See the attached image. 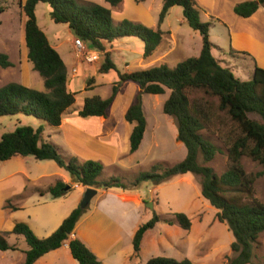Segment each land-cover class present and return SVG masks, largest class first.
<instances>
[{"label": "trees", "instance_id": "1", "mask_svg": "<svg viewBox=\"0 0 264 264\" xmlns=\"http://www.w3.org/2000/svg\"><path fill=\"white\" fill-rule=\"evenodd\" d=\"M108 7L92 2L76 0H25L22 10L25 14L24 41L27 61L31 68L42 77L44 90H37L20 82L10 81L0 87V117L18 113L42 119L57 128L62 114L74 103V93L67 88V68L59 52L50 44L44 31L38 26L35 8L37 3H46L50 19L55 23L66 24L73 35L86 46L103 53L97 71H116L117 79L111 84L109 96L91 95L83 98L77 116L81 118H106L109 107L125 82L138 85L139 92L126 108L124 119L131 124L128 137V151L135 152L143 139L146 119L142 105L143 94H163L169 90L162 105L163 113L172 116L177 125L176 144L186 148L185 156L171 166L154 164L150 171L140 172L130 183L136 188L145 182L159 184L172 177L185 173L200 176V193L216 209V218L225 223L234 240L230 243L232 256L226 264H252L253 250L258 246V237L264 232V204L253 197L255 175L247 174L241 164V157L247 155L262 166L264 174V68L254 65L250 79L242 80L228 67L220 65L212 53L209 40L210 22L201 21L194 0H162L158 15V27L150 28L141 23L123 19L114 23L111 8L123 0H104ZM264 6V0H246L234 5L233 11L241 17L252 15L257 8ZM173 6L182 8L187 25L197 31L202 39L197 56L188 57L170 68L166 64L130 72H120L105 51V44L116 39L133 37L143 44L142 56L149 57L161 42L163 31L159 28L168 11ZM0 10L3 7L0 6ZM242 54L244 52H241ZM245 55V54H244ZM5 53L0 52V67L12 66ZM93 78L87 80V88ZM200 90L207 96L217 97L218 109L224 111L236 124L237 131L226 147L227 167L217 174L206 162L211 161L219 148L202 130L209 123L208 105L201 98H190L189 91ZM249 113L257 114L261 122L250 118ZM43 126H16L12 131L0 136V161L15 155H32L38 160H53L64 168L74 183L85 187L104 189L111 187L128 188L117 176L101 178L103 164L97 160L78 162L75 157H65L59 147L50 140L43 139ZM201 157L203 164L198 162ZM101 178V179H100ZM67 184L56 180L45 190L51 197L65 195ZM15 209L14 206L6 204ZM85 211L75 207L48 236L37 237L28 224L16 222L9 231H0V250H15L16 246L7 241L9 234L23 236L27 249L20 264H33L45 253L59 248L67 242L72 258L78 264H99V260L78 238H70L75 224ZM176 224L182 229L191 227V220L183 212L171 213L162 217L153 213L143 222L133 236V250L139 251L140 241L145 231L157 222ZM145 264H194L188 258L176 259L167 256H152Z\"/></svg>", "mask_w": 264, "mask_h": 264}, {"label": "rangeland", "instance_id": "2", "mask_svg": "<svg viewBox=\"0 0 264 264\" xmlns=\"http://www.w3.org/2000/svg\"><path fill=\"white\" fill-rule=\"evenodd\" d=\"M76 1L98 3L97 0ZM19 2L20 0H0V6L3 7V10H0V52H7L9 54L8 59L11 60L13 64L7 68L0 67V85L10 81H18L20 78L19 61L22 56L19 51L23 42L21 22L19 15L16 13V6ZM142 2H144L145 5L150 4L153 9L160 0H142ZM100 4L108 7V3L104 0H100ZM13 7H15V9ZM174 8V10H178L181 13V8L179 6H175ZM35 13L38 26L47 35L49 41L61 45V48L58 45L56 50L60 53L67 67L69 89L74 93L75 100L72 105V110L81 107L85 96L93 94L104 98L109 96L111 84L117 79V74L114 70L107 73H99L97 71L100 62H102L103 53L99 52L96 59L88 60L86 58V51L89 52V48L82 41L86 47L85 51L82 54H76L74 47L72 51L69 49L71 42L73 45L76 37L66 24L55 23L50 19L49 7L47 4L42 2L37 3ZM174 14L175 13H172L169 17L168 20L170 22H168V25H170L175 32L183 35L195 32L186 23L179 24ZM207 22H210L208 35L209 40L213 44L211 50L218 59L220 65L228 67L235 76L242 80L250 79L254 68L251 59L242 54L237 56V54H233L232 51H229L227 48V29L215 23L213 19ZM196 34L198 35H195L196 38H199L200 35L197 32ZM187 39L188 37H186L185 43L180 49V57L182 59L198 55V47H200V44L197 43L195 47H193L194 45L189 46L186 44ZM199 39L202 44L201 38ZM126 40L127 39L124 38L116 39L111 42L110 46H105L106 49L108 47L112 48L111 59L116 63L117 70L120 72L141 70L150 68V64H156L158 62L154 61L155 58H151L152 60L150 62L149 59H144L142 51L141 54H139L138 48L136 47L137 45L129 43V41ZM174 56L175 55H171L169 58ZM138 59L141 60V65L138 63ZM27 63L31 66V63ZM125 63H127V66H125ZM73 68H76V73H74L76 77L74 78L71 77ZM29 75L31 78V87L37 90H44L43 80L39 73L31 68ZM90 78H93V80L89 84L90 88L86 89L87 80ZM70 81L71 83H69ZM130 83L139 88L135 83ZM119 90L120 92L123 91L122 95L129 94L131 91L127 87L123 89L122 86ZM136 90V93H138L139 89ZM189 92L190 98H201L202 101H205L208 105L210 121L206 129L202 130V133L205 137L214 142L219 150L214 158L205 164L211 166L217 174H220L225 170L228 164L226 147L229 143L228 140L232 139L233 135L236 134V124L229 119L224 111L218 109L217 97L207 96L200 90ZM168 94L169 90L165 89L163 94L142 95V105L146 119L145 133L140 147L133 157L134 159L131 162L130 169L123 170V173H118L117 175L128 188H131L130 183L138 173L150 171L151 167L157 163L162 167L171 166L180 161L186 154L185 146L175 143L177 125L174 118L162 111L163 102L168 97ZM121 105L122 103L119 102L118 106L121 107ZM115 113H117V111ZM248 116L261 122V118L257 114L249 113ZM20 125H29L33 128L42 125L43 138L46 140H50L47 136L48 131L52 132L56 130L55 127L48 125L42 119L18 113L16 115L0 117V136L5 132L12 131L16 126ZM59 149L65 157H69L62 148L59 147ZM50 162L54 164L55 168H58L54 161L38 160L32 155L13 157L8 160L0 161V194L7 195V193H9L5 205L7 203L15 207L23 205V207L16 208L14 211L13 217L15 220L23 219L19 221L25 222L26 224L30 221L29 223L31 225H39L41 227L46 226L49 222L51 223V219L45 216V214L51 213L48 204L56 201L50 199L48 195H46L48 201L43 203V199L41 198H46V196H42L40 191H38L39 188H37L40 182L45 183L54 180L55 176L48 177L47 173H45L49 171V168H44V166H49L48 164H50ZM198 162L203 164L200 155L198 157ZM241 164L247 174L256 176L253 183V197L264 204V174L256 175L258 172L262 171V166L247 155L241 157ZM21 169L26 172L28 177L27 180H24L18 172ZM111 171L112 168L106 166L104 170L102 169L101 178L106 179L110 177L107 176V173ZM42 172L43 175L35 180ZM21 178L23 179V187L20 190L19 185H21ZM178 178L179 177H174L159 184H152L150 182L142 184L139 191L143 198L147 200L146 202L152 203V207L149 205L146 206L144 201L141 207H135L132 202L121 201L117 197H114L112 201L115 202V204H113L115 209L109 210V213L122 221L126 228L128 224L134 220L139 221V223L146 222L152 217L153 213L162 217H168L171 213L183 212L191 220V227L185 230L176 224H168V229H155L158 237L161 236V239L167 240L169 245L165 242L161 244L158 243L156 246L148 248L147 253H141V257L167 256L170 254L176 259H179L180 255H182V257L184 256L192 260L194 264H226L227 258L232 256L230 250V243L234 240L232 232L228 230L225 223L217 220L215 216L216 209L201 195L199 187L200 176L188 173L186 174L187 179L181 178V180H178ZM85 189L77 188L74 185L71 186V189L67 192L69 199L77 202L78 206ZM97 189V196L87 205L88 207L86 206V209L91 207L92 202L102 197L111 198L109 194L114 196L111 193H108L106 196L104 193L105 190L102 187ZM117 192L120 193L121 191ZM102 202L104 201L102 200ZM5 207L9 208L7 206ZM1 209L4 210L3 212L0 210V212H2L0 213L1 219L7 220V215L10 210L6 212L5 209ZM122 211L126 212V215L122 216ZM28 218H30V220H27ZM156 224H159L158 226L164 225L162 221ZM166 232H170L168 237H165ZM7 240L9 243L14 244L16 249L8 251L0 250V264H20L24 260V251L27 249L23 236L11 234ZM51 263L56 264L55 261ZM252 264H264V232L259 235L258 246L253 250Z\"/></svg>", "mask_w": 264, "mask_h": 264}, {"label": "crops", "instance_id": "3", "mask_svg": "<svg viewBox=\"0 0 264 264\" xmlns=\"http://www.w3.org/2000/svg\"><path fill=\"white\" fill-rule=\"evenodd\" d=\"M24 1L25 0H20V2L16 6V13L19 15L21 22L20 24L22 28L23 45L21 46L19 51L22 56L21 60L19 61L20 78L18 81L15 82H20L26 86L31 87V78L29 75L31 66H29L27 63V49L24 41L25 14L22 10V5ZM194 1L196 3V7L199 12V18L201 21L206 22L208 20L213 19L215 20V23H217L218 25H222L224 29H227V48L229 51H232L233 54H237V56H239V54H242L241 52H244L242 55L245 54V57L251 59V61L253 62V66L256 64L257 66L264 68V6L260 5L257 10L248 17H241L234 13L233 7L235 4L246 0ZM97 2L98 4H100V0H97ZM174 7L175 6L169 9L168 14L165 16V18L159 25L161 31L164 32L161 42L149 57L144 58L149 59V62L155 58L154 61H158L156 63L157 65L166 64L170 68L174 67L178 62L183 60L180 57V49L183 47L186 37H188L186 41L187 45H194L193 47H195L197 43L200 44V47L202 45L199 39L201 38V36L199 38H196L195 36L197 35V31L191 32L188 35H183L178 32H175L170 27V25H168V22H170L168 19L172 15V13H175L174 17L176 18L179 24L186 23L183 18L182 8L180 7V13V11L174 10ZM13 8L15 9V7ZM161 8L162 0H160V2H158L153 9L151 8L150 4L145 5L142 0H123L119 5L111 8V15L114 23H119L123 19H127L132 22L141 23L150 28L156 29L158 27L157 21ZM124 39H127L126 41H129V43L137 45L136 47L138 48V52L139 54H141V51H143V44L141 41L133 37H127ZM50 44L55 49H57V46L59 45V43L56 42H50ZM110 44L111 43H107L105 44V46H110ZM59 46L61 48V45ZM200 47H198V54L201 49ZM69 49H71V51L73 49L72 42ZM111 49L112 48L110 47H108L107 49L105 48V51L109 52L110 58L112 54ZM95 52L98 54L97 51ZM2 53H5L7 56L9 55L5 51H3ZM171 55H175L174 57H171L173 59L169 58ZM138 63L140 65L142 64L140 59H138ZM156 64H150L149 66H157ZM125 66H127V63H125ZM71 77H76V74L73 73ZM69 83H71V81ZM4 84L0 85V87ZM125 87L131 90L130 93L122 95L123 91L120 92L119 90V93L117 94L111 106L109 107V111L106 118H100L95 116L88 118L78 117V109L72 110V104L62 114L61 123L56 128V130L52 132L48 131L47 136L50 141H52L58 147L62 148L67 154V156L75 157L78 162H83L85 160L91 159L100 161L103 164V170L106 166L111 167L112 171L108 172L107 176H117L118 173H123V170L130 169L131 162L134 159L133 157L139 148L133 153H129L128 151V137L131 131V124H129L124 119V113L126 111V108L133 102V99L137 94L136 89L139 88H137L134 84H131L130 82L123 83L122 88L124 89ZM67 88L69 89L68 79ZM119 102L122 103L121 107L118 106ZM114 111H117V113H115ZM13 157L25 156L15 155ZM48 165L49 166H44V168H49V171L45 173H47L48 177L55 176V178L53 181L45 183L40 182L39 186H37L39 190H45L49 185L54 184V182L58 179L64 182L65 184L69 185L70 189L73 185L81 189L87 188L80 184L74 183L71 176L64 168L59 167L57 164L56 165L58 166V168H55L54 164H52L51 162ZM18 172L21 174V177H23L24 180L28 179L27 174L24 170L21 169ZM186 174L188 173L175 177H179L178 180H181V178H186ZM42 175L43 172L40 173L35 180H37ZM23 179L21 178V185H19L20 190L23 187ZM141 186L142 184L136 188L119 189L120 187H111L104 189V193L106 196L108 195V193H111L114 196L109 194L111 198L102 197L96 200L95 202H92L91 207L87 209L85 208V211L75 224L73 233L71 234L70 238H78L81 242H83V244L91 252H93L96 258L99 260V264H145V262L150 257L142 258L141 253H147L148 248L156 246L158 243L161 244L162 242H165L167 243V245H169V242L167 240L161 239V236L158 237V234H156L157 229H168V224L162 222V224L164 225L158 226L159 224H161L159 223L156 224L153 228L145 231L140 241L139 251L135 254L133 250L132 240L135 231L142 223H139V221L134 220L130 222V224H128V226L125 228L122 221L115 218L111 213H109V210L115 209V206L113 205L115 204V202L112 201V198L114 197H117L121 201L132 202L135 207H141L143 201H147L143 198L142 194L139 191ZM117 191L121 192L119 193ZM97 193L98 189L96 188V194L91 198L90 202L95 199ZM8 194L9 193H7V195L0 194V210L2 212L4 210H2L1 208L5 209L6 212H8L7 210H10L7 215V220H3L0 217V231H9L12 229L13 225L16 222H18L19 220H23H15L13 217L16 208H21L23 207V205L20 207L14 206L15 209L11 207H5V202L8 197ZM41 195H48L50 199H54V201L56 202L48 204L51 213L45 214V216L51 219V223L49 222V224H47L46 226L41 227L39 225H31L29 223L30 221L27 222L34 234L39 238H43L44 236L50 235L60 225L62 220L75 207H77V202L69 199L68 193L56 198L51 197V195L47 192H43L41 193ZM41 199H43V203H46L48 201L47 196L46 198ZM102 200L104 202H102ZM121 215H126V212L122 211ZM27 220H30V218H28ZM10 235L11 234H9L7 238ZM169 235L170 232L165 233V237H168ZM167 256L172 257V255L170 254H168ZM183 258L186 257H182V255H180L179 260ZM52 260L55 261L56 264H78L72 258L67 242L63 243L59 248L45 253L44 255L39 257L33 264H52Z\"/></svg>", "mask_w": 264, "mask_h": 264}, {"label": "built area", "instance_id": "4", "mask_svg": "<svg viewBox=\"0 0 264 264\" xmlns=\"http://www.w3.org/2000/svg\"><path fill=\"white\" fill-rule=\"evenodd\" d=\"M73 47H74V51L76 52V54L84 53L85 48H86L85 45L83 44V42L80 39H78V38H76L74 40ZM88 50H89V52L86 51V58L88 60H94V59H96V57H98V54L95 53V50H90V49H88ZM72 72L75 73L76 72V68H73Z\"/></svg>", "mask_w": 264, "mask_h": 264}, {"label": "water", "instance_id": "5", "mask_svg": "<svg viewBox=\"0 0 264 264\" xmlns=\"http://www.w3.org/2000/svg\"><path fill=\"white\" fill-rule=\"evenodd\" d=\"M70 186L67 185L65 189H68ZM96 194V188L93 187H87L83 193L81 202L79 204V206L81 208H86V206L89 204L91 198ZM146 206H151L152 207V203L151 202H145Z\"/></svg>", "mask_w": 264, "mask_h": 264}]
</instances>
